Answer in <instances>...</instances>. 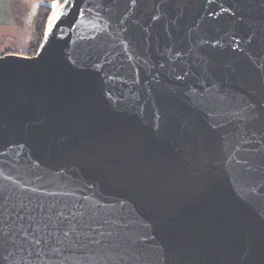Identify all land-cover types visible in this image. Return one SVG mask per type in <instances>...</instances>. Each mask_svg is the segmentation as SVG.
Returning <instances> with one entry per match:
<instances>
[{
  "label": "water",
  "instance_id": "1",
  "mask_svg": "<svg viewBox=\"0 0 264 264\" xmlns=\"http://www.w3.org/2000/svg\"><path fill=\"white\" fill-rule=\"evenodd\" d=\"M43 9L0 57V264H264V0H37L33 43Z\"/></svg>",
  "mask_w": 264,
  "mask_h": 264
},
{
  "label": "rangeland",
  "instance_id": "2",
  "mask_svg": "<svg viewBox=\"0 0 264 264\" xmlns=\"http://www.w3.org/2000/svg\"><path fill=\"white\" fill-rule=\"evenodd\" d=\"M36 2L37 0H0V57L8 51L28 57V49L38 45V40L33 43L30 37L32 10Z\"/></svg>",
  "mask_w": 264,
  "mask_h": 264
},
{
  "label": "trees",
  "instance_id": "3",
  "mask_svg": "<svg viewBox=\"0 0 264 264\" xmlns=\"http://www.w3.org/2000/svg\"><path fill=\"white\" fill-rule=\"evenodd\" d=\"M48 15H49V11L48 10L43 9L41 11V16H40L41 19H40V23H39L38 28H37V36H36L37 37V40H38V45L36 47L35 46H31L28 49V51H27V54H26L27 56H32V55H35L36 54V52L38 50V46L41 44L42 39H43V33H44V28H45V21H46ZM6 54H16V53L9 52L8 51L4 55H6Z\"/></svg>",
  "mask_w": 264,
  "mask_h": 264
},
{
  "label": "snow or ice",
  "instance_id": "4",
  "mask_svg": "<svg viewBox=\"0 0 264 264\" xmlns=\"http://www.w3.org/2000/svg\"><path fill=\"white\" fill-rule=\"evenodd\" d=\"M53 7H56V5L54 4V5H52Z\"/></svg>",
  "mask_w": 264,
  "mask_h": 264
}]
</instances>
